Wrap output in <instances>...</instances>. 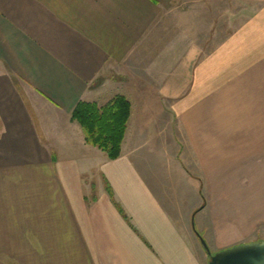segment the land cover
Wrapping results in <instances>:
<instances>
[{"label":"crops","instance_id":"crops-1","mask_svg":"<svg viewBox=\"0 0 264 264\" xmlns=\"http://www.w3.org/2000/svg\"><path fill=\"white\" fill-rule=\"evenodd\" d=\"M215 8L216 0H0V255L208 264L194 226L211 198L184 206L180 181L195 177L185 159L202 191H223L225 243L212 252L258 236L264 0L239 7L234 28L228 3L218 40ZM116 95L132 110L121 156L110 159L72 113L80 101Z\"/></svg>","mask_w":264,"mask_h":264},{"label":"rangeland","instance_id":"rangeland-1","mask_svg":"<svg viewBox=\"0 0 264 264\" xmlns=\"http://www.w3.org/2000/svg\"><path fill=\"white\" fill-rule=\"evenodd\" d=\"M249 0H216V37L218 39H222L224 35L223 28H227V16L223 15L224 9L227 8L228 3L231 6V12L233 13L232 17V26L233 28L237 23H239V16L235 15V12L238 11L239 7H242ZM211 6V5H210ZM226 7V8H225ZM174 34V31L168 30L167 35L170 38ZM208 48L205 47L204 50ZM211 49V48H210ZM149 57H147V68L149 67L148 62ZM143 66V62L138 64ZM141 68H138L140 70ZM165 136V134H163ZM194 160L185 159L184 163L189 167L190 171L194 173L196 178H199L200 182L195 177H192L189 173L187 177L180 181L182 188L179 190L178 195L179 198L182 199L184 206L195 204L196 201H199L200 205L204 203L206 200L205 197L210 194L211 198V208L205 209L202 213H199L197 218V226L200 229V233L205 238L206 242L209 246L214 247V242L216 240L221 241V243H225L223 240V222H224V214H223V191L215 190V191H202V174L197 172V169L193 165ZM193 178V179H192ZM203 193V194H202ZM264 240V227L259 229V234L256 237L248 238L246 240H240L239 243L252 242V241H262ZM229 240H227L228 242ZM243 241V242H241ZM238 243V242H237ZM54 256L40 255V256H5L0 255V264H53V260L58 258Z\"/></svg>","mask_w":264,"mask_h":264},{"label":"trees","instance_id":"trees-1","mask_svg":"<svg viewBox=\"0 0 264 264\" xmlns=\"http://www.w3.org/2000/svg\"><path fill=\"white\" fill-rule=\"evenodd\" d=\"M131 110V101L124 95H116L103 105L80 101L72 113V120L80 124L88 144L104 151L110 159H117L122 153ZM106 183V189L113 202L127 218L123 207L115 199L111 185ZM92 198L96 199L95 191Z\"/></svg>","mask_w":264,"mask_h":264},{"label":"water","instance_id":"water-1","mask_svg":"<svg viewBox=\"0 0 264 264\" xmlns=\"http://www.w3.org/2000/svg\"><path fill=\"white\" fill-rule=\"evenodd\" d=\"M194 231L209 254L208 264H264V240L238 243L212 252L202 234Z\"/></svg>","mask_w":264,"mask_h":264}]
</instances>
